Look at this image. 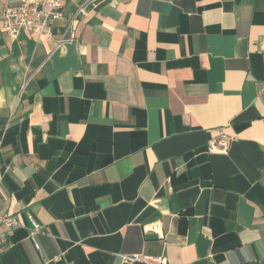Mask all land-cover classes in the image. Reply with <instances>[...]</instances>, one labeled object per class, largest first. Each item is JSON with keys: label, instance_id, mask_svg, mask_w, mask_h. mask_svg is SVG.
I'll list each match as a JSON object with an SVG mask.
<instances>
[{"label": "crops", "instance_id": "0c3cea01", "mask_svg": "<svg viewBox=\"0 0 264 264\" xmlns=\"http://www.w3.org/2000/svg\"><path fill=\"white\" fill-rule=\"evenodd\" d=\"M83 1L0 26V264H264V0Z\"/></svg>", "mask_w": 264, "mask_h": 264}, {"label": "built area", "instance_id": "2783aa9c", "mask_svg": "<svg viewBox=\"0 0 264 264\" xmlns=\"http://www.w3.org/2000/svg\"><path fill=\"white\" fill-rule=\"evenodd\" d=\"M91 0H84L83 4ZM126 1V0H120ZM66 0H19L16 4H5L0 11L1 29L13 38H17L21 33L27 32L35 37L50 35L52 27L57 20L65 19ZM232 137L225 129L218 130L208 143L210 153H226L231 145ZM4 196L0 187V200ZM19 225L17 218L10 214H2L0 206V239L5 241V237ZM37 229L36 232H38ZM125 261H148L150 256L141 254L123 255ZM160 264H164L162 258H157Z\"/></svg>", "mask_w": 264, "mask_h": 264}]
</instances>
